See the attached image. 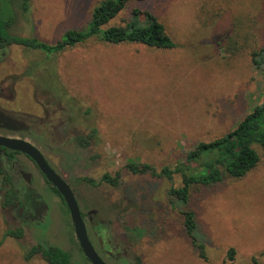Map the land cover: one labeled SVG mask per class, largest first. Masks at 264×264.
Masks as SVG:
<instances>
[{
	"label": "rangeland",
	"instance_id": "1",
	"mask_svg": "<svg viewBox=\"0 0 264 264\" xmlns=\"http://www.w3.org/2000/svg\"><path fill=\"white\" fill-rule=\"evenodd\" d=\"M10 1L0 0V10L14 20L8 32L52 44L68 30L85 28L104 0H30L26 14L21 0ZM134 9L153 14L174 47L91 39L59 54L13 45L0 51V110L28 130L4 135L38 147L67 183H95L73 187L86 228L93 238L88 218L99 223L100 238L119 245L125 262L138 256L144 264H230L226 251L233 247L232 264H250L251 257L264 264V151L249 176L191 191L188 208L207 261L198 257L180 211L167 200L180 177L168 181L125 169L128 162L156 171L173 167L183 150L227 133L260 104L262 77L249 54L264 46V0L134 1L104 28L133 22ZM92 130L86 148L73 142ZM18 159L31 174L25 208L31 221L19 224L17 214L1 206L0 193V264H47L39 257L24 261L37 244L57 246L75 264H89L61 198L30 162ZM104 174H119V186L100 183ZM141 221L149 230L140 235L131 229ZM18 226L23 239L3 238Z\"/></svg>",
	"mask_w": 264,
	"mask_h": 264
},
{
	"label": "trees",
	"instance_id": "2",
	"mask_svg": "<svg viewBox=\"0 0 264 264\" xmlns=\"http://www.w3.org/2000/svg\"><path fill=\"white\" fill-rule=\"evenodd\" d=\"M134 1L146 0H104L93 9L89 23L85 28L68 30L52 44H47L35 37L11 35L8 30L14 20L9 18L8 13H3L0 10V50L13 45L38 50L46 54H59L91 39L110 45L141 44L156 49L173 48L174 43L164 25L151 13H142L134 9L132 10V15L135 16L133 22L127 23L125 26L104 28L130 2ZM29 2L30 0H21L19 8L22 14L28 12ZM249 56L252 65L262 77V100L234 128L209 142H199L193 148L183 150L181 161H178L173 167L164 166L156 171L149 164L139 165L128 162L125 165V169L132 175H151L168 181L173 180L175 175L180 177V186H171L167 190V200L171 206L180 211L183 218L184 233L197 251L198 257L204 261L208 259L204 245L196 233V215L188 208L191 191L195 187L207 188L219 185L225 178L239 180L249 176L259 165V151H264V46L252 50ZM0 127L9 132L27 131L25 124L2 111H0ZM94 132L95 130H92L87 135H76L73 142L80 148H86L91 142ZM14 154V152L0 147L1 206L4 209L14 210L17 215L25 216L28 213V210L25 209L27 208L26 191L31 192V181L28 178L15 176L16 172L12 167ZM76 181H84L95 186V183L88 178L77 179ZM100 183L118 187L120 184L119 174L115 176L104 174ZM51 189L60 197L54 188L51 187ZM141 223L138 224V227L136 226L138 229L131 230H138L140 235L142 232L148 231L149 223L148 225L143 221ZM7 237L21 240L24 238V230L21 226L6 229L3 238ZM262 254L264 255V252ZM36 257L47 264H75L70 252L52 245L37 244L31 246L23 255L24 261ZM234 257L235 250L230 247L226 251V260L232 264ZM130 264L144 263L140 257L135 256ZM250 264H259V261L256 257H251Z\"/></svg>",
	"mask_w": 264,
	"mask_h": 264
},
{
	"label": "water",
	"instance_id": "3",
	"mask_svg": "<svg viewBox=\"0 0 264 264\" xmlns=\"http://www.w3.org/2000/svg\"><path fill=\"white\" fill-rule=\"evenodd\" d=\"M0 147L17 151L30 158L39 169L45 180L54 188L62 198L70 216L77 244L90 264H106L96 253L89 240L86 225L81 216L75 196L68 185L55 173L42 154L29 142L20 138H11L0 135Z\"/></svg>",
	"mask_w": 264,
	"mask_h": 264
},
{
	"label": "flooded vegetation",
	"instance_id": "4",
	"mask_svg": "<svg viewBox=\"0 0 264 264\" xmlns=\"http://www.w3.org/2000/svg\"><path fill=\"white\" fill-rule=\"evenodd\" d=\"M8 47V46H7ZM6 48V47H5ZM4 48V49H5ZM4 49H1L0 51H4ZM2 111V110H0ZM3 113L7 114L6 112L2 111ZM28 131V130H27ZM26 131V132H27ZM24 132V133H26ZM5 133H9V134H24L23 132H9L8 130L6 129H3L0 127V135L2 136H5V137H11V136H7V135H4ZM11 138H18V137H11ZM22 139V138H20ZM25 140V139H23ZM28 142V141H27ZM30 143V142H29ZM31 144V143H30ZM76 144V143H75ZM33 145V144H32ZM34 146V145H33ZM41 154L42 156L44 157V159L46 160V162L48 163V165L50 166V168L55 172L57 173L63 180L64 178L53 168V166L49 163V161L47 160V158L45 157L44 153L41 152V150L34 146ZM3 148V147H2ZM6 149V148H5ZM8 150V149H7ZM11 151V150H9ZM14 152L15 154L13 155V160H12V167H13V170L14 172H16V177H24V179L28 178V179H31V174L29 172H25L26 170L25 169H21L20 168V161L18 159L19 156H23L28 162H30L33 166V168L37 171L38 175H40L41 178H43V180L46 182V184L51 188L52 186L45 180V178L43 177V175L40 173L39 169L37 168V166L34 164V162L28 158L26 155L22 154V153H19L17 151H12ZM77 179H75V181L73 183H67L65 180V182L70 185V188L75 196V199H76V195L74 193V184L77 183L76 181ZM52 190V189H51ZM77 200V199H76ZM79 207V206H78ZM10 211L14 212V210H11L9 209ZM79 210H80V207H79ZM68 211V210H67ZM81 212V211H80ZM16 213V212H15ZM69 213V212H68ZM81 216L83 218V221H84V216L83 214L81 213ZM17 218H18V222L19 224L21 223H24V222H30L31 220H29V214L27 213L25 216H21L20 214L17 215ZM71 221V220H70ZM88 222L90 223V229H91V235L92 237L96 240V244L94 245L91 236L89 235L88 233V230H87V234H88V237H89V240L91 242V245L93 246L94 250L96 251V253L99 255V257L106 263V264H109L108 260H111L113 261L114 264H130L128 262H125L124 259H122L123 257L120 256V246L119 245H115L113 244L111 241H104L103 239L100 238L99 236V223H94L91 221L90 218H88ZM85 223V222H84ZM72 224V223H71ZM86 225V224H85ZM73 229V227H72ZM87 229V228H86ZM74 232V231H73ZM75 236V235H74ZM76 239V238H75ZM79 247V246H78ZM80 249V248H79ZM81 252V250H80ZM82 253V252H81ZM84 256V255H83ZM135 257V256H134ZM86 259V258H85ZM87 260V259H86ZM90 264V263H89Z\"/></svg>",
	"mask_w": 264,
	"mask_h": 264
}]
</instances>
